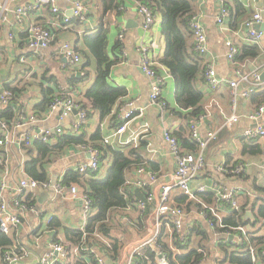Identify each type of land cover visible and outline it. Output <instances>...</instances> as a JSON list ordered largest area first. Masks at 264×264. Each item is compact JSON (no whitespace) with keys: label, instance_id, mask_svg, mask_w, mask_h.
I'll return each instance as SVG.
<instances>
[{"label":"crops","instance_id":"obj_1","mask_svg":"<svg viewBox=\"0 0 264 264\" xmlns=\"http://www.w3.org/2000/svg\"><path fill=\"white\" fill-rule=\"evenodd\" d=\"M31 1L0 0V6L5 9L4 14L0 11V92L5 90L6 86L16 88L18 92L15 102L20 109V114L33 115L37 120L34 123L25 122L23 126L18 128H10V137L16 139L20 135L37 130H49L55 135L58 128L64 130V134L72 135L73 127L76 124L74 113L60 120L59 111L46 109L42 113L38 112L36 107L43 100V89L44 91L47 87L52 88L53 91L56 89L53 84L46 83V79L54 78L57 81L58 89L64 90L65 86L68 88V80L72 76L76 77V80H80L83 73L88 72L89 79L86 82L70 89L72 92L68 91V94L76 102L85 105L89 114L87 122L83 126L86 138H90L92 134L100 130L103 140L109 139L108 145L114 148L120 149L130 145L139 147L144 159L156 166L154 173L157 182H147V176L143 175V180L147 184L143 189L146 190V193L154 191L153 189L157 184L161 183L164 177L172 174L175 169V158L163 140V133L165 130L174 133L185 123V120L176 113L179 112V109L175 103L174 82L167 70L159 71L161 76L165 78L161 95L166 103V108L161 111L157 106L150 103L149 82L139 68L140 46L143 45L147 48L148 56L154 62L158 63V59L163 55L164 41L160 31V18L154 16L153 25L144 31L142 28L143 19L137 10L138 3L133 0H121V6L111 11L105 8V4L109 3L110 0H78L85 6L83 20L72 19L70 25L65 29L60 26V21L52 16L48 8L45 7L35 12H29L21 22H17L14 10L17 6ZM191 1L195 8L194 15L198 16L200 24L206 31L208 55L217 75L230 81L238 79V73L246 76L257 73L261 78L264 72V37L258 43L261 50L259 57L242 64L227 59L228 50L225 43L229 41L236 48L255 43L249 37L248 30L244 26V22L248 19L239 17L235 18V22H233L230 8L234 9L236 5L241 4L252 13L251 17L259 13L264 18V0ZM54 2L60 11L67 16H72V6L69 0H54ZM222 5L227 8L229 16L222 26H218L215 18ZM33 24L48 27L53 34L51 45L38 53L27 47L28 29ZM103 26L108 28V55L111 59L115 56L119 59V63L111 69L109 83L113 87H121L126 90L127 95L121 100L122 105L132 100L136 101L135 107L137 108L135 117L129 122L126 131L115 140L110 138L118 126L117 117L115 119L108 117L101 121L99 114L89 107L83 97L94 82L96 70L94 60L85 48L83 38L87 35L96 34ZM120 35L123 36L120 41V48L114 51L113 48L119 41ZM63 43H68L74 48L79 56V63L72 64L61 56L60 48ZM85 57L90 61V66L83 70ZM21 58L24 61H21ZM261 81L264 82V80ZM244 87L245 85H241L239 89ZM197 89L203 96L204 111L197 123L198 133L200 137L204 138L209 132H214L216 138L205 150L204 169L191 183V189L194 194L200 187H204L206 193L211 194L218 187L226 191L234 190L237 193V210L240 212L244 210V217L253 220V212H256L260 206H264V139L255 138V141L248 144V141L244 139L243 132L256 125L264 127V116L255 122L248 118L254 114L260 105H253L249 96L247 99H240L233 107L228 88L220 87L211 91L205 85L203 78L197 82ZM117 106L113 111L114 113ZM233 115L238 117L237 122L227 125L228 119ZM102 142L100 144H103ZM245 143L249 147L244 146ZM256 146L261 150V154L251 155L250 151ZM1 151L4 169L0 171V183L5 182L11 188L6 192L5 197L12 209L14 200L19 197L17 188L20 180L29 179L23 170L28 161V156L24 149L18 148L16 145L1 147ZM89 159L87 148L72 146L66 149L49 166L47 170L49 182L55 179V184H59L66 171L76 170L79 164L87 162ZM240 164L247 165L246 170L240 174H233L230 170L222 174L216 172V168L219 166L231 169ZM106 165L99 170L100 176L105 174ZM137 170L127 174L126 192L140 189L133 185L137 179ZM47 192V190L24 191L20 196H23L25 200L28 196L31 197L30 200L28 199L29 202H33L30 209L23 212L12 209L19 216L20 224L10 230L15 234L21 248L26 249L28 258L23 262H27V264H38L39 259L46 252L47 246L55 242L54 239L63 242L60 229L48 228V223L51 220H57L62 227L71 229L83 230L85 226L86 215L78 199L82 195L81 190L78 192V197L73 198L69 188L63 189L60 193L58 192L61 195L58 200L50 198L46 194ZM171 203L185 210L184 223L190 225L191 230H193L190 235L189 246L194 249L201 244L208 248L204 254L203 264H222L225 256L219 251L217 245L220 241H228V232L217 233L216 228H210L207 223L208 216L215 220V227H221V220L237 210L216 198L210 205L201 201L197 196L190 200L178 190H173ZM153 208V204H150L145 212H140L131 204L121 211L116 219L120 222H127L128 236L137 233L140 238L133 241L130 238L125 240L120 254L113 261L106 258L97 249L93 250L95 255L102 256L106 260V264H125L130 257L134 260L133 256L137 247L146 236L150 225L149 215ZM247 213L250 215H246ZM137 225L142 226L140 232L136 229ZM247 229V227L243 229L244 233ZM200 230L206 231L209 235L206 242L200 236ZM168 231H170L171 242V229L168 228ZM230 234L235 236L228 242L238 243L237 233ZM257 234L264 235V218L261 219V226L257 230ZM11 251L14 250L11 249ZM71 262L70 258L63 264H71ZM256 264H264V258L258 254Z\"/></svg>","mask_w":264,"mask_h":264},{"label":"trees","instance_id":"obj_2","mask_svg":"<svg viewBox=\"0 0 264 264\" xmlns=\"http://www.w3.org/2000/svg\"><path fill=\"white\" fill-rule=\"evenodd\" d=\"M133 1L146 6L153 16L160 18L164 52L162 57L158 59V64L167 70L173 79L175 103L179 109V112L176 113L185 120L179 130L170 134L176 139L181 152L195 153L197 144L191 139L189 130L193 121L201 117L204 111L202 106L203 96L197 89V82L202 79L203 58L194 49L193 35L189 26L190 18L195 14L193 3L191 0ZM121 4V0H110L109 3L105 4V8L111 11L118 9ZM230 12L233 22H235V18L243 17L244 19H249L251 18L250 15H252L241 4L236 5L234 9L230 8ZM107 34L108 28L103 26L100 27L96 34L87 35L83 38L85 48L94 60L96 67L94 82L83 97L89 107L99 114L101 121L108 117L115 119L122 106L121 100L127 95L124 88L113 87L109 83L111 69L119 63V59L116 56L111 59L108 55ZM119 48L120 40L113 49L116 51ZM236 49L237 53L233 60L237 64L256 59L261 54L258 44L255 43L241 45ZM89 66L90 61L86 58L82 69H87ZM75 78L72 76L68 80V88L65 86L64 90L58 89L57 81L54 78L46 79V83L53 84L56 92L49 87L45 88V91L43 89V100L36 107V110L44 113L54 99L61 97L63 93L67 95L68 91H71L70 89L86 82L89 79V73H83V77L80 80ZM5 90L13 94V99L7 106L0 108V121L5 122L10 129L19 120L21 114L15 102L17 89L6 86ZM249 99L255 106L263 105L264 87L254 90ZM77 104L85 110L88 118L89 114L85 105L80 102H77ZM116 106L117 110L114 113ZM244 139L248 141V144L255 141L252 138ZM102 141L100 130L87 139L82 128L79 136L55 134L50 137L48 143L37 140L30 147L22 148L28 156V161L23 169L26 177L41 183L50 180L47 171L49 166L66 149L72 146L98 151L99 170L107 163L105 174L102 176L99 175V170L85 173H79L77 170H68L59 182L62 189L78 188L90 202V211L86 214L83 230L62 227L57 220H51L48 223L49 229L61 230L62 244L70 251V256L67 260L72 258L71 264H97L95 254L91 253V250L94 249L101 251L111 261L117 258L124 243L130 237L127 233V222H120L116 217L132 204L133 198L144 199L146 193L144 189H134L126 192V176L131 171L141 167L153 173L156 171V166L144 159L139 147L130 145L119 149L108 144H100ZM248 144L245 143L244 146L249 147ZM250 154H261V150L256 146L250 151ZM3 169L4 159L0 147V171ZM231 169H234V167ZM196 196L208 205L215 200L214 194L211 193H197ZM26 199V204L30 207L33 203L29 202L31 197L28 196ZM239 212L238 210L234 211L227 218L221 220V227H215L217 233L224 231L228 233L236 232L241 237L240 244H234L226 240L218 243L217 248L225 256L222 264H253L250 249H254L255 253L264 249V235L260 236L257 234V230L261 226V219L264 218V206H260L256 212H253V220H248L244 217V210ZM208 217L209 220L215 222L211 216ZM140 219L142 220V218ZM167 227L172 229V220L169 217H163L162 226L157 238L154 240V246L158 248L165 263L203 264L204 254L208 251V248L201 244L194 249L189 246V239L193 230H190L187 242L181 244L170 242V231H168ZM245 227L248 229L244 234L236 231V229H244ZM136 229L140 232L142 226L137 225ZM199 234L203 241L206 242L209 236L207 232L200 230ZM54 241L59 242L56 239ZM11 249L14 251H11ZM21 249L24 248L19 245L13 231L10 230L8 234L0 232V264H9L5 256L11 252L21 253L23 251ZM133 258L137 264H158L156 254L148 244L140 245Z\"/></svg>","mask_w":264,"mask_h":264},{"label":"built area","instance_id":"obj_3","mask_svg":"<svg viewBox=\"0 0 264 264\" xmlns=\"http://www.w3.org/2000/svg\"><path fill=\"white\" fill-rule=\"evenodd\" d=\"M17 1V0H12ZM72 6V16H67L64 12L60 11L55 5L54 0H32L31 2L19 5L14 10L15 20L21 22L23 18L29 12H35L42 7L48 8L49 13L55 16L60 21V26L62 28H67L72 19L83 20V14L85 6L78 0H69ZM138 14L143 19L142 28L147 31L154 23V16L150 10L144 6L138 4L137 6ZM1 13L4 14L5 9L0 6ZM229 16L227 8L222 5L216 15L215 21L218 26H222ZM5 19V17H3ZM264 22V18L261 14L256 13L251 18L244 22L245 28L248 30L249 37L255 44H258L263 39V33L256 29V26L261 25ZM189 26L193 35V44L195 51L203 58L202 61V78L205 85L214 91L217 88L225 87L230 90V102L233 107L236 106L240 99H247L254 90H257L264 86V82L260 80V76L257 73H253L250 76L241 75L238 73V79L234 81L227 80L225 78L219 77L213 67V63L208 55V44H207V34L205 29L200 24L197 15H193L190 18ZM29 40L27 47L38 53L40 51L46 50L53 41V34L48 27L33 24L29 26ZM123 36H119L121 41ZM225 46L228 50L227 59L233 61L234 56L237 53L236 47L231 42H226ZM61 56L72 64L79 63L80 59L74 48L68 43H63L60 48ZM139 53L141 55L139 68L149 82L150 94L149 101L152 105L157 106L161 111L166 108V103L162 99V88L165 84V78L161 76L159 71H165V69L157 62L152 61L148 56V50L143 45L140 46ZM21 61H24L21 58ZM241 85H245L244 88L239 89ZM13 99V94L8 90H2L0 92V105L2 107L7 106ZM136 101H129L123 104L117 114L118 126L113 132L110 139L115 140L117 137L122 135L129 124V122L135 117L137 108L135 107ZM59 111L60 120L76 112V124L73 127V136H79L81 129L87 122V114L77 102L73 99L70 94H65L61 97L54 99L52 104L49 106L48 111ZM264 116V104L260 105L254 112L253 115L248 118L251 121H256ZM200 117L193 121L190 126V136L191 139L197 144V151L195 153H183L180 151L176 139L168 132L164 131L163 140L168 145L171 153L175 158V169L172 174L164 177V180L157 184L152 192H147L144 199L133 198V206L140 212H145L148 205L153 204L154 208L149 215V227L147 229L146 236L139 243L140 245L148 244L151 246L152 250L156 254V261L158 264H166L164 259H158L157 255L160 254L158 248L154 246V240L157 238L159 230L162 226V217H169L172 220L171 229V240L173 243L184 244L187 242L190 235L191 226L184 223L185 211L179 206L173 205L171 203V194L173 190H178L186 198L193 200L197 193L207 192L204 187L197 189V193L194 194L191 189V183L194 181L196 176L204 169L205 166V150L208 144L215 140L216 133L209 132L204 138L200 137L197 130V123ZM238 120V117L233 115L228 119L227 125L234 124ZM37 120L33 115L26 116L21 113L19 120L13 125V127L18 128L25 124V122L34 123ZM64 130L58 128L55 134L62 135ZM53 134L49 130H37L27 132L20 135L16 139L10 137L9 128L7 124L0 121V147H7L11 145H16L18 148H28L32 145L34 141L41 140L48 143L50 137ZM244 138L264 139V127L261 125H256L255 127L248 128L243 132ZM103 144H109V139L103 140ZM90 159L87 162L81 163L77 166L76 170L79 173L85 172H97L99 170V153L96 150H88ZM247 168L246 164H240L234 169H230L233 174H240L244 172ZM229 171V169L224 168V166H219L216 168L217 173H224ZM137 179L133 182L136 188L143 189L147 186L146 181L143 180V175L147 176V182H157L155 173L147 171L143 167L139 168L136 172ZM53 187L55 192H61L63 189L59 184L52 185L51 182H37L31 179L20 180L17 188V194L19 197L14 200L13 208L18 212L27 211L30 207L27 206L26 200L23 196H20L24 191L35 192L37 190H48ZM11 190L9 185L5 182L0 183V232L3 234H8L11 228L18 227L20 224L19 216L15 214L8 201L6 200V192ZM70 194L73 198L78 197V188L71 187ZM215 198L220 202H225L229 204L235 210L238 209L237 204V193L234 190L226 191L223 188H216L212 192ZM81 203L82 210L86 215L90 211V202L85 195L78 197ZM213 215V214H212ZM208 226L210 228H215V222L213 220H207ZM240 233L244 234L242 228L236 229ZM228 236H232L230 233ZM237 237L238 243H241V237ZM136 250V251H137ZM252 256V263L256 264L257 254L264 258V249L262 251L255 253L254 249H250ZM91 253L95 252L91 250ZM70 256V251L61 242H52L47 246L46 252L39 259L38 264H63L67 261ZM28 258V253L22 251L16 254L11 252L5 256L6 261L9 264H20ZM97 264H106V260L102 256H96ZM125 264H137L131 257Z\"/></svg>","mask_w":264,"mask_h":264},{"label":"water","instance_id":"obj_4","mask_svg":"<svg viewBox=\"0 0 264 264\" xmlns=\"http://www.w3.org/2000/svg\"><path fill=\"white\" fill-rule=\"evenodd\" d=\"M128 23H129V22H128ZM256 29L259 30L260 32H262L263 35H264V22H263L261 25L256 26ZM77 77H79V76L77 75ZM260 79H261V80H264V72H263V75L261 76ZM74 114H76V112H74ZM55 182H56L55 179H53V180L51 181V184L54 185ZM47 191H48V192H47L46 194H47L50 198H54L55 200L60 199L61 195H60L59 193H56L53 187H50ZM40 192H42V191H40ZM246 215H250V214L247 213ZM231 240H232V236H229L228 241H231ZM157 258H158V259H162V260L164 259L163 256H162L161 254H158V255H157ZM20 264H27V262H22V263H20Z\"/></svg>","mask_w":264,"mask_h":264},{"label":"rangeland","instance_id":"obj_5","mask_svg":"<svg viewBox=\"0 0 264 264\" xmlns=\"http://www.w3.org/2000/svg\"><path fill=\"white\" fill-rule=\"evenodd\" d=\"M184 210V209H183ZM185 211V210H184ZM147 233V232H146ZM130 237V239L133 241V240H137V239H139L140 237L138 236V234L136 233V234H132V236H129ZM64 245V244H63ZM71 260H72V258H71Z\"/></svg>","mask_w":264,"mask_h":264}]
</instances>
